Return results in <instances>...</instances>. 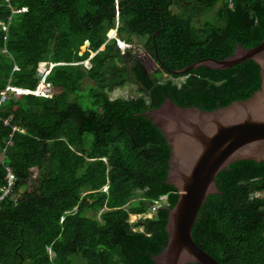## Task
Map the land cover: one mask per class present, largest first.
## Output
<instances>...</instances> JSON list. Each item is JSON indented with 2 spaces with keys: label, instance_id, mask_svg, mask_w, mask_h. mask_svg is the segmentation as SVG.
I'll list each match as a JSON object with an SVG mask.
<instances>
[{
  "label": "trees",
  "instance_id": "obj_1",
  "mask_svg": "<svg viewBox=\"0 0 264 264\" xmlns=\"http://www.w3.org/2000/svg\"><path fill=\"white\" fill-rule=\"evenodd\" d=\"M0 23V100L8 86L35 91L39 69L55 64L50 98L11 95L0 104V195L6 168L16 176L0 202V264H154L178 193L166 184L167 142L143 114L167 98L208 112L245 101L260 88V69L247 61L162 82L135 66L128 74L140 96L111 100L127 83L112 84L110 72L127 73L115 59L134 37L170 71L257 47L264 0H0ZM90 52L91 67L75 65ZM86 78L96 84L83 93ZM216 184L221 195L208 197L194 223L196 245L219 264H264V162H236ZM162 196L157 214L135 224L144 231H133L129 216L147 214Z\"/></svg>",
  "mask_w": 264,
  "mask_h": 264
},
{
  "label": "water",
  "instance_id": "obj_2",
  "mask_svg": "<svg viewBox=\"0 0 264 264\" xmlns=\"http://www.w3.org/2000/svg\"><path fill=\"white\" fill-rule=\"evenodd\" d=\"M88 46L89 42H86ZM252 61L260 69V88L245 101L203 111L181 107L171 98L143 114L164 136L170 149L166 184L178 193L168 211L167 245L153 256L154 264H219L196 245L193 227L208 197L221 195L217 176L236 162H264V40L251 49L237 45L232 55L202 59L181 69L182 76L199 68L227 71Z\"/></svg>",
  "mask_w": 264,
  "mask_h": 264
},
{
  "label": "rangeland",
  "instance_id": "obj_3",
  "mask_svg": "<svg viewBox=\"0 0 264 264\" xmlns=\"http://www.w3.org/2000/svg\"><path fill=\"white\" fill-rule=\"evenodd\" d=\"M173 10L175 11L176 9L173 8ZM211 18H213L212 14L209 15L208 19L211 20ZM116 23H117V20H116ZM112 34L114 36L113 38L117 37V35L115 36L114 31L112 32ZM112 34L110 36H112ZM110 36H109V38H110ZM109 38H108V40H109ZM143 44H144L143 43V39L141 40V39H137L136 37H134L133 38V43L131 45H129L127 47H123V50L125 52H123L121 58L115 59L116 66L119 67V68H124L125 67V69H127V63L128 62L130 63L132 61V56L136 55L135 53H137V54H139V56L143 57V52H142ZM121 46H123V45H121ZM129 47H131L133 49V51H130V49H128ZM87 51H89V46H88V44L85 43V44H83L80 47L79 56H82ZM103 51H104V48L101 47V49L99 50V53H102ZM96 55H97V53L90 52L89 56L86 59H84L82 62L75 63V65H77V66L78 65L79 66L83 65L84 67H91L90 59L93 58ZM136 57H137V55H136ZM87 62L90 63L89 66H88ZM50 68H51V64L47 63V64L44 65V68L42 70H40V71H43V70L49 71ZM125 69H124V71H125ZM159 77H162L161 78L162 82H165V81L169 80V76H167V75H161L160 74ZM109 78L111 79V81H113L112 84L119 83V81L122 80V79H125L127 81L126 86L124 88H122L120 90L117 89L113 93L110 94L111 100H115V99H118V98H125L127 100V99H131L133 97L140 96V94L137 91V85L132 82V79L129 77V75H127L126 72H110ZM95 84L96 83L94 81L86 78V80H84V82H83L82 92L86 93L88 87L89 86H94ZM43 86L44 85L42 84L41 90L40 91L36 90V92L40 93L41 91H43L44 90ZM123 86H121V87H123ZM44 87L49 89L47 87V85H45ZM50 89H51V87H50ZM0 159L3 160V156H1ZM102 160L105 163H107V159H102ZM102 191L107 192V189L104 190V188H103ZM142 193H143L142 191H138L136 196L133 198V200L142 199ZM259 197L264 198V192L259 194ZM128 206H130V204ZM107 211H108L107 209H103L102 211H100L98 213L97 217H99L102 214V212H107ZM133 217H134L133 215L129 216V223L132 225V230L135 231V232H143L144 231L143 227H138V226L135 225V224H137L139 222V220H140L139 217H136L134 219H133Z\"/></svg>",
  "mask_w": 264,
  "mask_h": 264
},
{
  "label": "built area",
  "instance_id": "obj_4",
  "mask_svg": "<svg viewBox=\"0 0 264 264\" xmlns=\"http://www.w3.org/2000/svg\"><path fill=\"white\" fill-rule=\"evenodd\" d=\"M6 1L8 2L9 0H6ZM24 11H26V9L23 8L22 10H18L17 12H24ZM0 26H3V29L5 31H7V27H5L4 24L0 23ZM18 70H19V68L17 66H15L13 69V71H18ZM40 70L37 73L38 74L37 77L38 78L42 77V79L45 80L48 72H45V70H43V71H40ZM169 80H172L173 82H175V81L178 82V80L173 79V78H169ZM47 87L49 89L44 87L43 91H41L40 93L35 92V94L42 95L45 97H51L50 86L47 85ZM29 93H31V92H29ZM19 94H20L19 90L13 88L12 86H8L6 88V91L2 93V98L0 100V104L4 103L8 98H10L11 95L18 96ZM8 144L12 145V142H9ZM6 171H7V175H6L7 185L1 190L2 193L0 195V202L3 201L4 199H6L8 196H10L13 193V188H14V185L16 183V176H15L14 172L9 167L6 168ZM106 189L107 188H104V190H106ZM166 201H167V196L160 197L159 201H155L152 203L151 209L147 214L138 216L139 219H152L157 214L158 210L162 208L163 203H166Z\"/></svg>",
  "mask_w": 264,
  "mask_h": 264
},
{
  "label": "flooded vegetation",
  "instance_id": "obj_5",
  "mask_svg": "<svg viewBox=\"0 0 264 264\" xmlns=\"http://www.w3.org/2000/svg\"><path fill=\"white\" fill-rule=\"evenodd\" d=\"M143 43L145 44V37H142ZM143 44V57L139 56V54L135 53L137 55L132 56V61L127 63V75L128 72L133 70L135 66H138L140 70L142 71V75L144 77L154 78L156 75L159 77V75H172L169 70L166 69V66L164 63L159 59L158 55H155V57L152 56V52L150 50H146ZM245 63V62H244ZM130 77V76H129ZM131 78V77H130ZM132 82L135 83L136 81L134 78H131ZM138 90V87H137Z\"/></svg>",
  "mask_w": 264,
  "mask_h": 264
},
{
  "label": "clouds",
  "instance_id": "obj_6",
  "mask_svg": "<svg viewBox=\"0 0 264 264\" xmlns=\"http://www.w3.org/2000/svg\"><path fill=\"white\" fill-rule=\"evenodd\" d=\"M24 9H26V8H24ZM20 10H22V9H20ZM18 11V10H17ZM16 11V12H17ZM26 11H27V9H26ZM26 11H24V12H26ZM20 13V12H19ZM117 19H118V12H117ZM1 24H3V23H1ZM118 26H119V23L117 22V26H116V29H115V36L117 35V29H118ZM114 36H113V34H112V36H110V38H109V40H111L112 38H113ZM88 42V41H87ZM108 43V42H107ZM106 43V44H107ZM106 44H104L102 47L103 48H105V46H106ZM90 46V45H89ZM85 62V61H84ZM55 66V64H51V68H50V70L49 71H46L45 70V72H48V74H47V76H46V78H45V80H43L42 79V77H40V78H38L37 77V79L39 80V83H38V86H37V88H36V90H38V88H39V86H40V84L42 83L44 86L45 85H49L50 87H51V85L47 82V77H48V75L50 74V72L52 71V69H53V67ZM44 68V66L41 68V70ZM40 70V69H39ZM125 87V85L123 86V88ZM14 88V87H13ZM15 89H17V90H19V92L20 91H22L19 95H34V96H36V97H45V96H42V95H37V94H35V92H36V90L35 91H29V90H22V89H18V88H15ZM118 90H120V89H122V87L120 88H117ZM116 89V90H117ZM31 92V93H29V92ZM51 96H52V90H51ZM45 98H50V97H45ZM118 99H124V100H126L125 98H118ZM115 100H117V99H115ZM104 188H107V190H108V187L107 186H105ZM132 216V215H131ZM135 217H138V216H135Z\"/></svg>",
  "mask_w": 264,
  "mask_h": 264
},
{
  "label": "bare ground",
  "instance_id": "obj_7",
  "mask_svg": "<svg viewBox=\"0 0 264 264\" xmlns=\"http://www.w3.org/2000/svg\"><path fill=\"white\" fill-rule=\"evenodd\" d=\"M43 88H44V86H43ZM21 92H22V91H20V93H21ZM134 218H136V217H133V219H134Z\"/></svg>",
  "mask_w": 264,
  "mask_h": 264
},
{
  "label": "crops",
  "instance_id": "obj_8",
  "mask_svg": "<svg viewBox=\"0 0 264 264\" xmlns=\"http://www.w3.org/2000/svg\"><path fill=\"white\" fill-rule=\"evenodd\" d=\"M135 217V216H134Z\"/></svg>",
  "mask_w": 264,
  "mask_h": 264
}]
</instances>
